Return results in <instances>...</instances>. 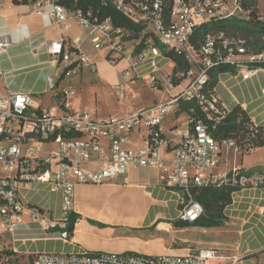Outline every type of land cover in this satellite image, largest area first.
<instances>
[{"label":"built area","instance_id":"2783aa9c","mask_svg":"<svg viewBox=\"0 0 264 264\" xmlns=\"http://www.w3.org/2000/svg\"><path fill=\"white\" fill-rule=\"evenodd\" d=\"M63 2L67 0H34L30 5L59 29L73 21L88 32L95 50L107 52L106 60L113 67L123 64L117 94L123 96L128 83L146 79L151 90L166 92L168 97L125 117L96 119L92 112L69 108L70 87L61 88L62 100L49 108L33 109L30 94L0 93V233L16 230L26 210L19 189H29L34 183L61 193L63 217L59 223L63 229L77 185H103L125 175L130 167L162 173L164 185L176 194L182 222H194L203 214L193 189L229 185L236 188L232 196L244 189H264V172L249 173L239 167L218 170L225 163L222 160L238 148L234 140L213 137L216 126L231 110L218 100L215 88L206 89L210 72L221 67L227 70L218 76L217 84L221 75L245 82L264 73V33L257 53L244 40L222 31L209 30L202 37L198 33L204 25L249 21L250 11L243 0H101L103 7L114 8L142 27L137 39H131V33L116 27L110 18L99 20L90 9H71ZM8 46L0 37V57ZM48 52L60 74L64 72V80L78 75L87 63L78 47L68 45L64 37L51 41ZM168 53L182 57L188 69L173 74ZM168 62L171 69L165 72ZM4 77L0 68V80ZM174 80L179 81L177 86ZM56 81H50L49 91H54ZM173 89L176 91L170 94ZM261 93L264 96V88ZM182 103L193 107L181 112ZM169 118H174L173 125L165 127ZM141 130L144 146L129 148L130 135ZM103 140L108 141L107 147L101 145ZM50 146L54 148L47 150ZM91 162L102 166L98 170L84 167ZM62 236L66 239L67 233ZM215 259L218 254L212 249L157 256L85 252L38 254L29 264H207Z\"/></svg>","mask_w":264,"mask_h":264},{"label":"crops","instance_id":"0c3cea01","mask_svg":"<svg viewBox=\"0 0 264 264\" xmlns=\"http://www.w3.org/2000/svg\"><path fill=\"white\" fill-rule=\"evenodd\" d=\"M0 37L9 43L7 53L0 57V68L5 73L0 80V93L30 94L32 102L37 103L36 108L55 106V95L48 87L50 81L59 78L60 69L49 54L48 46L51 41L64 37L68 45L78 47L87 58L78 75L60 83L59 87L73 90L68 96L69 108L92 112L96 119L125 117L121 113L105 116L99 109H88L77 101L76 92H81L83 87H95L100 97L117 95L116 87L123 82L120 75L123 64L113 67L103 50L93 48L88 32L73 21L59 29L49 25L46 16L36 12L30 4L16 5L11 0H1ZM220 82L214 90L218 100L228 110L239 106L253 124L264 126V96L261 93L264 73L245 82L238 77L221 75ZM125 87L128 90L149 88L146 79ZM164 96L165 92L150 90L146 101L128 114L152 106ZM50 97L53 103L49 105ZM144 134L142 130L133 132L128 147L133 150L143 147ZM101 145L107 147L108 141L103 140ZM261 149L264 147L244 155L234 154L218 170L239 167L249 173L264 172V161L253 157ZM84 165L90 170L102 166L96 162ZM19 197L26 210L12 234L0 233V237L6 236L10 242V251L1 255L2 264H17L15 258L19 257L29 264L38 254L87 252L157 256L187 255L200 249H212L218 254V259L207 264H264V189H244L235 193L224 210L227 222L222 227L175 228L174 223L179 221L177 198L174 191L164 185L162 173L154 168L130 167L125 175L103 185L76 186L70 212L76 220L66 239L59 223L63 217L60 192H51L46 184L34 183L29 189H19Z\"/></svg>","mask_w":264,"mask_h":264},{"label":"trees","instance_id":"16d2710c","mask_svg":"<svg viewBox=\"0 0 264 264\" xmlns=\"http://www.w3.org/2000/svg\"><path fill=\"white\" fill-rule=\"evenodd\" d=\"M27 0H12L13 4H31ZM244 5L250 11V20L247 22L231 21L213 24L211 26L204 25L199 30V37H202L209 30L218 32L222 31L227 35L240 38L245 41V45L253 52H260L262 49L261 39L264 33V22L260 21L257 9V0H243ZM63 4L71 9H90L92 13L99 18L104 20L110 18L116 27L124 28L131 33V39H137L141 33L142 27L133 24L114 8L108 6L103 7L101 0H67ZM174 63L173 74L178 71L188 69V64L180 56L172 53H168ZM107 59L108 56H105ZM227 68L221 67L212 70L209 74V81L207 84V91H213L215 88L218 76L225 72ZM64 80V72L60 74L54 87L55 99L59 103L63 95L60 91V83ZM178 80H174L173 85L177 86ZM193 107L191 103H182L179 110L187 111ZM197 111V110H196ZM200 118L201 115H200ZM213 137L218 140H234L240 153L248 154L256 148L264 147V126L257 128L253 127L248 114L241 109L239 106H235L230 113L216 126L213 131ZM236 191V188L229 185L222 187H207L193 189L192 195L196 201H198L203 207V214L194 222H182L177 221L174 223L175 228H188V227H199V228H217L222 227L226 224L227 218L224 214V210L231 204L232 194ZM75 216L69 214L63 221L66 226L64 231L69 236L74 228ZM11 255V253H9ZM8 254V256H9ZM7 264V263H4Z\"/></svg>","mask_w":264,"mask_h":264},{"label":"rangeland","instance_id":"374dc122","mask_svg":"<svg viewBox=\"0 0 264 264\" xmlns=\"http://www.w3.org/2000/svg\"><path fill=\"white\" fill-rule=\"evenodd\" d=\"M257 9H258V14H259L258 16L263 18L264 20V0H257ZM104 52L107 53L106 51ZM170 69H171V64L168 62L165 67V72H169ZM157 88L158 90H164L163 87H157ZM1 90H2V85L0 83V91ZM150 90L151 89L147 87H142V89H139V90H133V89L130 90L129 88V90L126 89L123 96H120L119 94H117V95L100 97L99 95H97L95 87H83L81 92H78V91L76 92V95H77V101H79L83 106H86L88 109H91V110L99 109L102 113L106 114L105 116H107V113H110V114L121 113L127 116L129 112L141 106L144 103V100L146 101V98L148 97ZM52 93H54L55 95V92H52ZM133 95L135 97H133ZM51 97L48 99L49 105L53 103L51 101L52 100ZM167 97H168L167 93L165 92V96L163 100L161 101H164ZM161 101H157L153 105ZM36 105H37L36 102L31 103V107L33 109L37 107ZM173 120L174 118H169L165 123V127H171L173 125V122H172ZM53 148L54 146H50L48 147L47 150H52ZM45 152L46 151H42L41 154H44ZM234 154L243 155L237 149L236 151L235 150L231 151L230 154L227 156V158L223 159L222 161L227 162L228 160L232 159ZM253 157L260 158L262 161H264V149H261ZM9 244H10L9 239L6 236L0 237V258H1V255H5V251L6 253L10 251ZM15 259H17L18 261L17 264L26 263V260L24 258L19 257ZM10 261H13V260L10 258ZM0 264L2 263L0 262Z\"/></svg>","mask_w":264,"mask_h":264}]
</instances>
